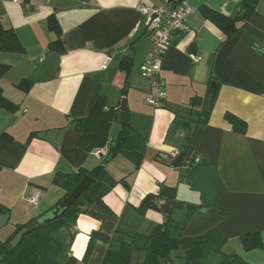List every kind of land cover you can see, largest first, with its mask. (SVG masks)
I'll return each mask as SVG.
<instances>
[{
  "label": "crops",
  "instance_id": "1",
  "mask_svg": "<svg viewBox=\"0 0 264 264\" xmlns=\"http://www.w3.org/2000/svg\"><path fill=\"white\" fill-rule=\"evenodd\" d=\"M168 1L179 0H30L26 12L24 0H0V21L18 33L26 47L23 55L0 54V63L11 65L0 86L18 105L16 111L0 108V203L10 209L8 222L14 220V230L45 214L66 193L53 183L58 173L93 170L102 161L81 147L73 120L87 117L99 100L105 102L104 110L119 109L126 101L130 123L148 140L144 162L138 170L123 155L109 162V173L118 181L127 178L131 188L116 186L105 198L107 208L95 205L79 216L70 228L69 256L78 264H102L108 245L100 240L83 261L93 232L111 237L119 229L150 234L164 222L163 214L142 215L137 209L165 183L178 187L179 201L200 206L190 210V219L189 212L187 218L176 216L180 223L174 219L175 235L194 237L219 228L228 238L226 252H236L249 264H264V250L246 252L240 242L241 236L252 233H260L264 242V0L246 28L224 44L225 36L200 9L234 15L242 0H187L193 7L191 32L177 36L160 60L167 99L155 109L144 104L151 83L140 68L151 45L140 7ZM52 14L62 30V53L48 49L55 39L48 30ZM189 47L198 62L190 58ZM108 55L111 61L103 68ZM213 77L219 85L208 124H192L188 155L180 168L173 166L167 158L182 151L189 131L178 130L180 138L172 133V125L176 118L199 120L201 108L192 112L190 103L210 92ZM24 79L34 81L29 92L18 88ZM226 113L247 123L246 134L233 131ZM123 127L120 119L113 122L111 143ZM9 136L12 141H7ZM193 156L197 160L190 166ZM37 191L41 198L34 206L30 199ZM181 192L186 196L181 198ZM183 254L182 249L177 257Z\"/></svg>",
  "mask_w": 264,
  "mask_h": 264
},
{
  "label": "trees",
  "instance_id": "2",
  "mask_svg": "<svg viewBox=\"0 0 264 264\" xmlns=\"http://www.w3.org/2000/svg\"><path fill=\"white\" fill-rule=\"evenodd\" d=\"M181 1H168V3L176 4ZM260 2L261 0H242L238 6L237 13L234 15H225L209 7H201L200 10L202 16L213 23L225 36L224 42H222L224 44L246 28L257 11ZM23 5L26 8V12H29V8H31L30 0H24ZM48 30L55 34L54 41L49 44V51L56 53L64 52L61 38L62 30L55 14L50 15L48 18ZM193 45L194 43L191 46ZM186 51L189 54H196L193 47H189ZM6 53L23 55L26 54V47L18 33L13 28L4 27L2 21H0V54ZM126 62L127 59L124 62L125 65ZM131 66L132 64L130 68ZM10 69V64L0 63V80L8 74ZM215 80L213 77L210 81L208 86L209 91L213 83L217 86L219 85ZM33 87L34 81L28 79L22 80L18 85V88L24 92L31 91ZM208 95L209 92L203 98L194 97L191 100L190 106L192 112L197 108H201L199 120L194 121L192 117L189 119L176 118L177 120L172 125L173 134L178 135L177 132L181 128L189 131L187 136H183L182 151L179 154L182 160L170 162L167 158L173 166L177 165L180 168L183 160L188 155L193 139V134L190 130L192 124L197 127L208 124L212 112V109L209 110L207 108ZM0 108L8 111H16L18 109V105L5 97L1 86ZM104 109L105 102L99 100L95 103L87 117L73 120L76 131L81 135L80 145L87 151L93 152V150L105 146L110 141V130L113 122L120 119L118 108ZM225 119L232 125L235 133L246 134L248 129L246 122L230 113L225 114ZM35 135L36 133H33L30 139ZM6 139L7 141H12V137L10 136ZM147 143V138L129 123L128 125H124L119 137L111 143L108 156L102 159L100 165L96 168L93 170L82 168L73 173H58L54 177L53 183L64 189L66 193L47 212L53 210L67 196L72 194L85 176L92 177L94 181L76 203L63 215L46 225L26 233L16 247H12L10 244L13 238L40 216L26 224H17L14 232L5 241L0 239V264H78V260L75 257L69 256L71 246L67 247L56 240L53 235L54 232L62 227H66L69 230L70 228L72 229L76 225L79 216L92 206L99 205L107 208L105 198L116 186L121 184L129 190L131 188L129 180L127 178L121 181L116 180L109 173L107 166L115 157L123 155L129 158L135 165V169L138 170L144 162ZM196 158L193 161L191 160L190 166L194 165L197 160ZM188 175L189 169L186 173V179ZM177 207L187 208L189 219L192 216L191 209L195 208L196 210L200 208V206H192L179 201L177 186H170L165 183L160 184L159 191L147 194L141 200L137 210L142 215H145L148 211L159 212L163 214L164 222L155 225L151 233L147 235L125 229H119L118 234L114 237L102 232H93L90 236L83 261L89 259L94 243L100 240L108 245V250L102 264H174L172 254L179 249L184 250V254L181 257L183 264H249L236 252L228 253L225 251L228 238L219 228H213L203 235L194 237L185 238L175 235L173 233L175 225L173 212ZM9 213L10 209L0 203V215H9ZM240 242L246 252L255 249L264 250V242L260 233L241 236ZM142 255L144 256L143 260H136L137 256L140 257Z\"/></svg>",
  "mask_w": 264,
  "mask_h": 264
},
{
  "label": "built area",
  "instance_id": "3",
  "mask_svg": "<svg viewBox=\"0 0 264 264\" xmlns=\"http://www.w3.org/2000/svg\"><path fill=\"white\" fill-rule=\"evenodd\" d=\"M13 1L18 2V0ZM140 11L144 16L145 30L149 35L151 45V51L140 69L141 76L151 83L150 93L145 98L144 104L158 109L163 107L167 99L165 83L160 79V60L164 56L166 48L171 45L172 40L177 36L191 32L188 17L193 11V7L187 0H182L176 4L166 3L161 6L142 5ZM190 58L194 62L199 61L196 54H190ZM110 61L111 56L108 55L102 64L103 68H107ZM110 147L111 142L109 141L105 146L93 150L92 155L102 160L108 156ZM179 154V151H174L168 157L169 161L177 160ZM40 198L41 192L37 191L30 199L31 204L38 206Z\"/></svg>",
  "mask_w": 264,
  "mask_h": 264
},
{
  "label": "water",
  "instance_id": "4",
  "mask_svg": "<svg viewBox=\"0 0 264 264\" xmlns=\"http://www.w3.org/2000/svg\"><path fill=\"white\" fill-rule=\"evenodd\" d=\"M212 60H213V56H210L209 65L212 64ZM217 92H218V86L215 83H213L211 85L210 92L208 95L207 108H209V110L212 109ZM119 112H120V123L122 125H128L130 123V115L126 101L122 102L121 106L119 107ZM195 158L196 156H193L192 161ZM179 161H181V158L178 159V162ZM93 181L94 180L92 179V177L85 176L84 179L75 188L73 193L67 196L58 206H56L53 210L45 213L43 216H40L28 227L22 229L11 241L10 243L11 246L16 247L22 240L23 236L29 231H32L40 226L46 225L50 223L52 220L63 215L68 209H70L76 203L79 197L88 189V187ZM205 211L206 209L202 210V212ZM8 220H9V215H0V228H3L8 223ZM53 235L56 240L63 243L65 246L67 247L70 246L72 236L68 228L62 227L59 230L55 231Z\"/></svg>",
  "mask_w": 264,
  "mask_h": 264
},
{
  "label": "rangeland",
  "instance_id": "5",
  "mask_svg": "<svg viewBox=\"0 0 264 264\" xmlns=\"http://www.w3.org/2000/svg\"><path fill=\"white\" fill-rule=\"evenodd\" d=\"M185 192H181V198L185 197ZM180 198V199H181ZM187 208H183V207H177L174 212H173V218L175 219L176 223H180L178 219H176V216L179 217L180 215H185V217H188L187 214ZM185 220V218H184ZM187 221V220H186ZM181 222V223H185ZM179 225V224H178ZM14 232V220H11L10 222H8L3 228L0 229V239L2 241H5L12 233ZM182 249H179L177 251H175L172 255L174 264H183L182 263V259L177 257L178 252H180Z\"/></svg>",
  "mask_w": 264,
  "mask_h": 264
},
{
  "label": "flooded vegetation",
  "instance_id": "6",
  "mask_svg": "<svg viewBox=\"0 0 264 264\" xmlns=\"http://www.w3.org/2000/svg\"><path fill=\"white\" fill-rule=\"evenodd\" d=\"M180 152V151H179Z\"/></svg>",
  "mask_w": 264,
  "mask_h": 264
}]
</instances>
